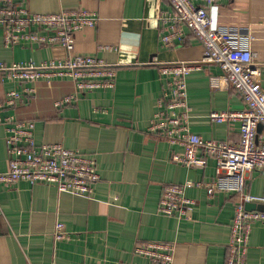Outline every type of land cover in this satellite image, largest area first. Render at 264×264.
Returning <instances> with one entry per match:
<instances>
[{
	"label": "crops",
	"instance_id": "crops-1",
	"mask_svg": "<svg viewBox=\"0 0 264 264\" xmlns=\"http://www.w3.org/2000/svg\"><path fill=\"white\" fill-rule=\"evenodd\" d=\"M16 1L35 13L89 10L99 21L75 34L72 53L59 45L7 48L0 24V63L41 65L94 55L117 75L114 88L86 93L71 78L43 80L33 84L29 101L9 106L7 93L22 87L0 73V174L9 169L6 120L13 117L35 122L37 143H61L93 159L101 175L90 198L60 193L49 184H0V264H151L135 252L144 242L174 245L173 264H225L240 195L210 196L207 188L192 186L187 189L195 200L191 219L158 211L166 186L211 183L216 176L214 160L186 167L178 162L184 149L150 131L169 80L161 76V66L203 59L188 28L173 47L163 46L167 32L160 17L171 10L166 0ZM211 15L232 44L247 39L264 61V0H220ZM221 74L217 66L204 64L187 76L191 130L205 140L238 142L239 123L210 120L213 111L244 108L232 87L211 86L210 79ZM68 96L75 98L63 103ZM247 192L264 195V172L248 174ZM58 222L65 224L69 240H56ZM247 264H264V223L253 226Z\"/></svg>",
	"mask_w": 264,
	"mask_h": 264
},
{
	"label": "built area",
	"instance_id": "built-area-1",
	"mask_svg": "<svg viewBox=\"0 0 264 264\" xmlns=\"http://www.w3.org/2000/svg\"><path fill=\"white\" fill-rule=\"evenodd\" d=\"M220 0H166L171 10L163 12L160 20L166 30L162 44L171 48L188 28L203 48L201 63H172L161 66V76L168 77L165 95L158 101V109L150 131L160 134L171 145L184 149L178 162L186 167H200L206 158L215 161L216 176L211 183L188 182L165 187L158 211L165 216L191 219L195 200L187 196L192 186L205 187L210 196L216 192L240 195L235 206L225 264H247L251 233L254 224L264 223V211L247 210V204L264 205V195L247 192L250 172H264V61L257 59L247 39L232 44L216 25L211 10ZM99 17L95 12L79 9L57 13H35L25 3L0 0V24L4 29L7 48L18 45L48 48L62 46L67 52L75 50V34L85 28H95ZM204 64L217 66L220 77L210 79L211 86L222 90L232 87L242 98L244 108L239 111L210 114L213 123H239L238 142L205 140L191 130L187 76ZM0 73L21 91L7 93V104L16 106L35 93L34 83L57 78L73 79L79 92L114 88L116 71L103 59L94 55H78L66 60L45 62L0 63ZM75 97L68 96L63 103ZM62 102V101H61ZM59 102L58 104H60ZM0 123L3 120L0 119ZM6 147L9 169L0 174V184L13 187L25 181L32 185L49 184L60 193L90 198L101 180L96 162L88 156L69 149L61 143H37L34 121L6 120ZM261 127V129H260ZM200 153L203 154L200 156ZM56 240H69L65 224L58 222ZM174 245L163 242H144L135 252L149 259L151 264H173Z\"/></svg>",
	"mask_w": 264,
	"mask_h": 264
},
{
	"label": "water",
	"instance_id": "water-1",
	"mask_svg": "<svg viewBox=\"0 0 264 264\" xmlns=\"http://www.w3.org/2000/svg\"><path fill=\"white\" fill-rule=\"evenodd\" d=\"M260 129H261V127H260ZM246 208H247V210H250V211L251 210L263 211L262 207L259 205H256V204H247Z\"/></svg>",
	"mask_w": 264,
	"mask_h": 264
}]
</instances>
